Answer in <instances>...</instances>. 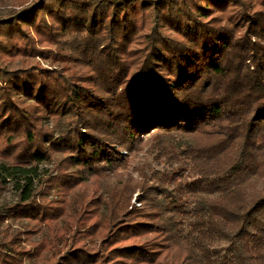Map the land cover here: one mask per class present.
<instances>
[{
  "label": "trees",
  "instance_id": "trees-1",
  "mask_svg": "<svg viewBox=\"0 0 264 264\" xmlns=\"http://www.w3.org/2000/svg\"><path fill=\"white\" fill-rule=\"evenodd\" d=\"M37 44L56 48L52 69L8 67L50 52ZM140 152L155 166L134 179ZM58 153L77 183L118 181L92 188L69 242L49 226L30 255L62 243L47 264H264V0H36L0 16L1 183L21 190L0 224L63 216L35 193ZM7 234L0 264H24Z\"/></svg>",
  "mask_w": 264,
  "mask_h": 264
},
{
  "label": "rangeland",
  "instance_id": "rangeland-1",
  "mask_svg": "<svg viewBox=\"0 0 264 264\" xmlns=\"http://www.w3.org/2000/svg\"><path fill=\"white\" fill-rule=\"evenodd\" d=\"M34 1L36 0H0V16L20 10ZM30 32L37 38L36 33L32 29H30ZM37 46L41 49H48L50 52L33 57L20 56L17 54L5 55L3 57L8 63V67H23L38 61L43 68L52 69L51 57L56 55V48L41 46L40 44H37ZM44 124L54 130L55 136L60 135L67 129V120L65 117L46 116ZM125 152L124 150V153ZM64 156L65 154L61 153L54 154L51 161L40 164L39 169L45 181L42 184L38 182L35 184V193L38 201L50 204L55 211L61 212L63 210V216L49 221L48 225H40V223L30 222L26 219L18 220L11 217L3 224H0V237L5 232L8 233L5 241L11 238L13 239L14 243H10L9 247H20L24 250H30V253L23 258L24 264H47L46 260H50L54 251L56 252V249L57 251H61L64 244L60 243L52 250H42V252L35 257L30 254L34 252L37 242H40L45 237H49V226H60L61 229H66L64 240H68L69 242L74 230L73 221L81 211L82 201H87L92 196V188H100V191H106L108 185L113 186L118 181L115 178L111 180L92 179L87 183H77L74 179L62 175L64 171H68L67 175L72 174V171H75L76 168H64L60 174L61 169L58 166V161ZM7 159L12 161V158L8 157ZM145 161H150V163L155 166L152 158L144 156L143 152H140V155L134 159L128 170L133 175L134 179H139V171L136 170V167ZM3 162L4 160L0 158V214L6 215L7 209L5 206L18 202L21 190L16 187V179H11L3 184L1 183L2 176L6 174L1 167ZM127 174L129 173L127 172ZM67 181H71V183L68 184ZM139 193V191H136L132 198V202L137 206H140L137 199ZM61 201H64V203L62 204ZM107 211V206L104 204L101 209V216L103 217V215H106ZM96 219L97 217L91 220L88 225ZM68 225L72 226V230L70 226L68 229ZM83 238L90 247H97L96 241H92V238L89 236H83Z\"/></svg>",
  "mask_w": 264,
  "mask_h": 264
}]
</instances>
